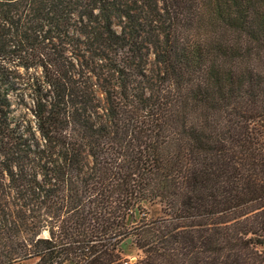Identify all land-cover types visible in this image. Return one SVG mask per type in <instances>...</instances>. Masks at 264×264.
<instances>
[{"label": "trees", "instance_id": "1", "mask_svg": "<svg viewBox=\"0 0 264 264\" xmlns=\"http://www.w3.org/2000/svg\"><path fill=\"white\" fill-rule=\"evenodd\" d=\"M21 262L264 264V0H0Z\"/></svg>", "mask_w": 264, "mask_h": 264}, {"label": "rangeland", "instance_id": "2", "mask_svg": "<svg viewBox=\"0 0 264 264\" xmlns=\"http://www.w3.org/2000/svg\"><path fill=\"white\" fill-rule=\"evenodd\" d=\"M157 207L150 208L151 214L155 215L157 213ZM121 253L122 256L125 260L129 261H135L140 257V252L137 251V249L134 247L132 244L131 240H126L122 245H121ZM31 262H25V263H17V264H30Z\"/></svg>", "mask_w": 264, "mask_h": 264}]
</instances>
